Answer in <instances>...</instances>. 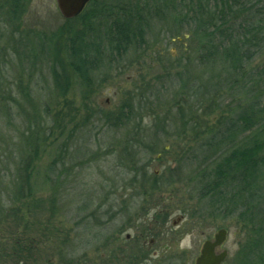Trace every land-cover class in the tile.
<instances>
[{
	"label": "rangeland",
	"instance_id": "rangeland-1",
	"mask_svg": "<svg viewBox=\"0 0 264 264\" xmlns=\"http://www.w3.org/2000/svg\"><path fill=\"white\" fill-rule=\"evenodd\" d=\"M25 2L20 23L10 19L0 23V144H10L14 136L15 145L26 146L25 120H30L27 114L31 102L38 105L37 109L50 107L49 115L57 124L49 120L43 126V138H48L46 148L37 157L29 155L32 195L29 192L28 198L11 202L9 195L16 193L18 186L26 187V176L18 184L13 181L12 165L1 184L10 190L4 191L0 202L6 211L0 222V264H57L58 260L65 264H112L114 248L109 244L113 227L104 214L109 208L114 212V208L134 210L143 204L137 198L145 199L146 205L166 206L164 217L170 216L168 228L173 230L169 236L175 238L174 245H181L180 251L188 252L186 257L192 258L187 264H194L193 246L197 244L200 250L205 239L213 238L220 228L228 231L224 248L229 257L224 264H243L252 229L239 219L225 220L220 212L215 216L209 199L201 198L200 187L191 182L198 164L182 160L183 151L177 148L179 142L192 145L196 138L194 126H182L179 120L185 116L184 121L197 123L187 117H197L194 89L205 81L200 72L203 68L190 61L196 57L190 52L191 36L186 31L179 37L174 31L167 34L163 31L165 24L155 23L144 52L129 53L119 64L93 77L97 89L88 101L83 99L85 89L73 73L67 94L57 96L47 54L51 45L55 51L59 45L65 61L64 44L72 25L60 15L56 0ZM27 39L30 43L26 41V52L35 60L32 64L22 56ZM263 58L264 54L257 62ZM141 96L147 99L142 105L138 100ZM223 96L219 98L225 101ZM12 97L14 101L9 100ZM182 100L188 101L184 110L177 107ZM128 103L137 110L136 118L126 127L112 128L96 118L99 110L117 112ZM55 114L60 116L56 118ZM86 119L87 126L78 130ZM2 120L18 121L14 127H6ZM203 121L215 122L216 118ZM184 131L186 134H181ZM144 166H148L150 176L161 175L160 188L150 195L140 186L153 184L140 185L144 171H134ZM184 214L187 220L174 228L172 222ZM196 215L200 218L195 225L192 218ZM161 241L157 244L164 243ZM20 248L23 255L19 256Z\"/></svg>",
	"mask_w": 264,
	"mask_h": 264
},
{
	"label": "trees",
	"instance_id": "trees-1",
	"mask_svg": "<svg viewBox=\"0 0 264 264\" xmlns=\"http://www.w3.org/2000/svg\"><path fill=\"white\" fill-rule=\"evenodd\" d=\"M25 1L0 0V23L9 19L20 23L26 11ZM67 21L72 29L64 44L65 61L61 59L59 45H56V51L51 45L47 54L53 90L57 96L67 94L73 73L85 89V101L97 89L93 78L96 74L119 64L129 53L146 50L147 36L155 23L165 24L163 31L167 34L174 31L179 37L186 31L191 36L190 52L196 57L190 61L203 68L200 72L205 81L194 89L197 117H187L197 123L184 121L187 120L185 116L179 120L182 126H194L196 138L192 139V145L179 142L177 148L183 151L182 160L189 159L198 164L199 170L191 182L200 187L201 198L209 199L215 216L220 212L225 220L236 218L252 229V237L244 248L243 264H264V58L257 62L264 54V0H92L82 14ZM170 24L174 27L170 28ZM26 41L30 43V39L23 42L22 56L32 64L35 60L32 61L26 52L29 46ZM221 94L225 95V101L219 98ZM9 100L14 101V98ZM138 100L140 105L147 101L144 96ZM30 104L31 112L27 114L30 120H25L26 146L15 145L14 136L10 144H0V168H3L0 169V202L10 190H5L1 184L9 175L11 165L15 168L13 181L16 184L26 176V187L25 184L22 186L25 190L18 186L17 194L14 191L9 195L11 202L28 198L29 192L32 195L29 155L37 157L42 148H46L48 138H43L44 127L54 118L49 115L50 107H41L42 111L37 109V104ZM203 104H207L206 109ZM186 106V100L177 103L180 110ZM136 110L128 103L117 112L99 110L96 118L106 126L122 128L136 118ZM42 115L45 119H41ZM53 116L57 118L60 114ZM211 116L216 118L215 122L203 121ZM17 121L2 120V123L14 127L13 123ZM86 121L78 130L87 126ZM56 124L57 120H54ZM58 124L59 127L63 125L62 121ZM134 171H144L141 181L153 184L140 186L144 193L150 195L160 188L157 186L161 184V175L150 176L148 166ZM4 213L5 208L0 203V222ZM18 242L21 246V241ZM18 255H23L22 248ZM57 264L65 262L58 260Z\"/></svg>",
	"mask_w": 264,
	"mask_h": 264
},
{
	"label": "flooded vegetation",
	"instance_id": "flooded-vegetation-1",
	"mask_svg": "<svg viewBox=\"0 0 264 264\" xmlns=\"http://www.w3.org/2000/svg\"><path fill=\"white\" fill-rule=\"evenodd\" d=\"M139 184L143 185L144 182ZM137 199L143 204L134 210L128 207L130 212L127 211V208L126 211L122 209L118 211L119 209L114 208L115 212L113 208H109L111 212L104 214L110 217V224L113 227L109 244L114 248L112 251L114 256L111 261L112 264H187L188 258H191L186 257L188 252L180 251L181 245H174L175 238L172 235L169 236L173 230L168 228L170 216L164 217V214L167 213L166 210H168L166 206H159V204L150 206L144 203L146 202L145 199ZM149 210L153 212L151 213ZM132 211H135V213ZM122 217H125V219L118 223L117 221ZM198 218L200 216L197 215L192 218V221H194L192 223L196 225V219ZM186 220L187 215H181L172 222V225L177 228ZM221 229L225 228H220L218 231ZM216 234H214L213 238L205 239L200 250H197V244L193 246L194 264L197 263L198 258L201 256L204 244L207 241H214ZM161 240L164 243L157 244ZM224 245L225 243L216 248V255L225 252Z\"/></svg>",
	"mask_w": 264,
	"mask_h": 264
},
{
	"label": "water",
	"instance_id": "water-1",
	"mask_svg": "<svg viewBox=\"0 0 264 264\" xmlns=\"http://www.w3.org/2000/svg\"><path fill=\"white\" fill-rule=\"evenodd\" d=\"M92 0H56V4L60 15L66 20H72L77 18L85 10L87 5ZM228 237V231L221 229L215 235L214 241H207L202 249L201 256L198 258L196 264H222L227 256L228 252H222L216 255V248L222 246Z\"/></svg>",
	"mask_w": 264,
	"mask_h": 264
}]
</instances>
